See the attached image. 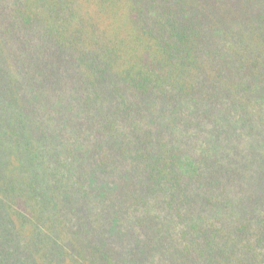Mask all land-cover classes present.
Here are the masks:
<instances>
[{"label":"trees","instance_id":"16d2710c","mask_svg":"<svg viewBox=\"0 0 264 264\" xmlns=\"http://www.w3.org/2000/svg\"><path fill=\"white\" fill-rule=\"evenodd\" d=\"M18 241L264 264V0H0V264Z\"/></svg>","mask_w":264,"mask_h":264},{"label":"rangeland","instance_id":"374dc122","mask_svg":"<svg viewBox=\"0 0 264 264\" xmlns=\"http://www.w3.org/2000/svg\"><path fill=\"white\" fill-rule=\"evenodd\" d=\"M22 241H18V243H20L19 247L20 249L18 250V252L16 254L13 255V257L8 261L9 263H6V260H3L1 262V264H23L29 262L27 259V251L23 250V243H21ZM6 248L7 249H11L10 245H8V243L6 244ZM33 250V249H32Z\"/></svg>","mask_w":264,"mask_h":264}]
</instances>
